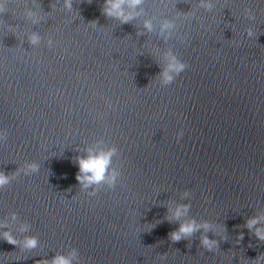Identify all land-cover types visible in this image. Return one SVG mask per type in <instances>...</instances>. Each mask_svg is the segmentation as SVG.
Instances as JSON below:
<instances>
[{
    "label": "water",
    "instance_id": "obj_1",
    "mask_svg": "<svg viewBox=\"0 0 264 264\" xmlns=\"http://www.w3.org/2000/svg\"><path fill=\"white\" fill-rule=\"evenodd\" d=\"M71 5L0 0V264H264V0H125L127 23ZM112 148L82 188L75 158ZM192 219L211 230L174 242Z\"/></svg>",
    "mask_w": 264,
    "mask_h": 264
},
{
    "label": "clouds",
    "instance_id": "obj_2",
    "mask_svg": "<svg viewBox=\"0 0 264 264\" xmlns=\"http://www.w3.org/2000/svg\"><path fill=\"white\" fill-rule=\"evenodd\" d=\"M125 0H105V7H103L102 12L106 17L116 16L122 18L123 23L129 21V17L124 15L122 5ZM140 0H132V4H139ZM66 6L71 8V0H66ZM150 28V25H146ZM38 39L37 36H33L32 42L35 43ZM188 67V64L174 55L172 56V62L168 65V70L164 71L162 74L167 85L174 83L177 76H179ZM184 135L183 130H181L177 136L178 139L182 138ZM117 151L116 148L110 149L108 152H101L99 154L90 153L87 156H77L75 158V163L78 165L79 171L76 174V180L82 188L91 187L94 184H100L105 181L106 176L109 171V166L111 163V157ZM29 173H37L40 170L39 163L33 161L27 165ZM116 173H112V180L114 181ZM10 183L9 175L5 172L0 171V186H4ZM189 205H182L177 208L175 212V217L178 220L182 215H185L189 210ZM260 217H250L247 221V228L249 230L255 228L254 235L259 241H264V228L256 227L260 223ZM211 223L205 221L203 224L197 223L195 219L191 221L182 223L178 229L171 233V239L174 242H179L188 236H191L194 232L199 231L201 228L205 231L211 230ZM27 230V228H25ZM239 240L244 239L243 233L238 237ZM4 240L9 244L17 245V239L11 234V232L4 233ZM39 244L38 238L34 236H29L25 239L23 247L26 249L36 248ZM202 246L209 252L218 248L219 241L214 239H209L208 236H204L201 241ZM78 252L73 249L71 257L58 255L53 257L50 261L47 259H41L36 261V264H72V258H76Z\"/></svg>",
    "mask_w": 264,
    "mask_h": 264
}]
</instances>
